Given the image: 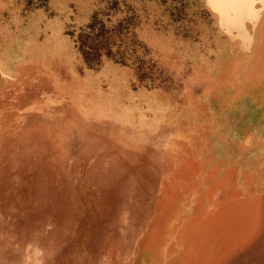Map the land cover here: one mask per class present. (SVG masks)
<instances>
[{
	"label": "rangeland",
	"instance_id": "rangeland-1",
	"mask_svg": "<svg viewBox=\"0 0 264 264\" xmlns=\"http://www.w3.org/2000/svg\"><path fill=\"white\" fill-rule=\"evenodd\" d=\"M208 1L0 0V264H264V20Z\"/></svg>",
	"mask_w": 264,
	"mask_h": 264
},
{
	"label": "bare ground",
	"instance_id": "bare-ground-1",
	"mask_svg": "<svg viewBox=\"0 0 264 264\" xmlns=\"http://www.w3.org/2000/svg\"><path fill=\"white\" fill-rule=\"evenodd\" d=\"M211 8L219 15L220 17V27L221 29L228 35V37L233 41H239L240 49L244 53H248L253 55L252 53L255 50L256 47V41L254 34H257L256 32H259L257 30L258 25L264 20V0H209L208 1ZM251 25V29L253 28V32L250 33L249 27ZM249 25V26H248ZM253 33V34H252ZM225 35V34H224ZM257 40V39H256ZM258 41V40H257ZM258 43V42H257ZM233 45V44H232ZM234 46V45H233ZM235 47V46H234ZM236 48V47H235ZM234 48V49H235ZM238 49V48H237ZM236 51V50H235ZM240 53V52H239ZM244 57V56H243ZM244 61V60H243ZM236 75V74H235ZM234 75V76H235ZM241 77V76H240ZM234 78V77H233ZM239 80V79H238ZM241 81H243L240 78ZM234 82V81H233ZM236 83V82H235ZM242 83V82H241ZM244 86V84H241ZM239 85V86H241ZM75 102V101H74ZM82 102V101H81ZM190 105V104H189ZM193 110V109H192ZM191 111V109H190ZM173 113V112H172ZM121 113L118 112L117 115ZM189 115V114H188ZM204 115V114H203ZM114 116V115H113ZM116 116V115H115ZM114 116V117H115ZM120 116V115H119ZM123 116V115H121ZM164 115H161V118ZM178 116V115H177ZM180 116V115H179ZM178 116V117H179ZM182 116V115H181ZM172 117V116H171ZM170 117V118H171ZM174 117V116H173ZM177 120L179 121V118ZM126 119V117H124ZM160 118V117H159ZM160 118V119H161ZM188 118V117H186ZM203 118V122H204ZM108 120V119H107ZM115 120V119H113ZM124 120V119H123ZM174 120V119H173ZM130 121V120H129ZM163 121V120H162ZM171 121V120H170ZM207 121V120H205ZM181 122V121H180ZM201 122V121H199ZM202 122V123H203ZM117 123V122H116ZM173 123V122H172ZM196 123V122H195ZM126 124V123H125ZM137 124V123H135ZM166 124V123H165ZM167 125V124H166ZM200 125V124H199ZM197 124V126L199 127ZM140 126V125H139ZM125 128V126H123ZM133 128V127H132ZM127 129V128H126ZM135 130V127H134ZM199 130V128H198ZM196 130V131H198ZM203 130V129H202ZM201 130V131H202ZM143 131V130H142ZM174 131V130H173ZM185 131V130H184ZM127 132V131H125ZM147 132V131H146ZM149 132V131H148ZM141 133V131H140ZM144 134V132H142ZM152 133V132H151ZM150 133V134H151ZM149 134V133H148ZM149 134V135H150ZM134 135V134H133ZM132 135V136H133ZM178 135V134H177ZM50 136V135H49ZM67 136V135H66ZM175 136V135H174ZM131 137V136H130ZM144 137V136H143ZM202 137V135L200 136ZM175 138V137H174ZM191 138V137H190ZM194 138V137H192ZM79 139V138H78ZM173 139V138H172ZM183 139V138H182ZM63 140V138H60V142ZM75 140V138H74ZM137 140V139H136ZM191 141V139H190ZM190 141H187L190 142ZM213 141V140H212ZM215 141V140H214ZM181 142V141H180ZM186 142V141H185ZM210 142V140H209ZM218 142V141H217ZM217 142H214L217 144ZM160 143V142H159ZM221 143V142H220ZM73 144V143H72ZM152 144V143H151ZM163 145V144H162ZM167 145V144H165ZM204 146V145H203ZM214 146V144H213ZM225 146V145H224ZM76 147V146H75ZM217 148V147H216ZM215 148V149H216ZM114 151L116 153L117 159L123 163L124 165H128L131 167H134L139 170H143L145 172H150L153 169V161L152 158L147 156V153L136 145H131L126 142L112 140L111 142V151ZM217 151L218 150H214ZM63 153V149L60 151ZM215 153V154H217ZM222 154V153H221ZM71 158V157H70ZM69 164V163H68ZM68 168V167H67ZM186 168V167H185ZM184 168V169H185ZM29 174V173H28ZM32 175V174H30ZM29 180V179H28ZM32 181V180H31ZM178 186V185H177ZM147 199V198H146ZM138 208V207H137ZM137 212V211H136ZM144 213V212H143ZM136 214V213H134ZM138 216V215H137ZM136 216V217H137ZM139 217V216H138ZM60 218V217H59ZM56 219V218H55ZM70 224V223H68ZM57 228V227H56ZM70 228V227H69ZM66 231V230H65ZM51 232V231H50ZM62 233V232H61Z\"/></svg>",
	"mask_w": 264,
	"mask_h": 264
}]
</instances>
